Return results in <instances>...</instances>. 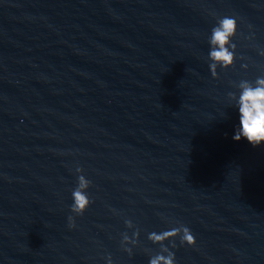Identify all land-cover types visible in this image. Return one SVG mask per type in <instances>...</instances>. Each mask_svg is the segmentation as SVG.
Wrapping results in <instances>:
<instances>
[{"label":"water","instance_id":"1","mask_svg":"<svg viewBox=\"0 0 264 264\" xmlns=\"http://www.w3.org/2000/svg\"><path fill=\"white\" fill-rule=\"evenodd\" d=\"M222 15L238 58L214 76ZM258 75L264 0H0V264H147L181 225L177 264H264V145L232 138L228 96Z\"/></svg>","mask_w":264,"mask_h":264},{"label":"clouds","instance_id":"2","mask_svg":"<svg viewBox=\"0 0 264 264\" xmlns=\"http://www.w3.org/2000/svg\"><path fill=\"white\" fill-rule=\"evenodd\" d=\"M215 24L211 27L208 43L209 70L215 76L214 68L228 69L235 65L237 60V44L234 38L239 32V18L236 15H222L215 17ZM241 67L246 68L247 64ZM230 104L237 114L238 124L235 126L232 138L234 140L244 139L252 146L264 145V75H258L254 80L242 79L236 86V90L228 93ZM224 115V113H221ZM76 186L71 190V204L68 206L70 214L67 217L68 227L74 228L75 217L82 216L93 203L92 198L85 189L92 183L83 173L79 166L75 169ZM125 224L130 226L131 220H126ZM178 237L181 244L194 245L196 237L191 229L186 225L179 228H171L162 232H149L148 239L153 243L159 242L160 251L149 255L147 264H177L175 252L163 243L170 236ZM138 236V232L133 233V237ZM128 241L131 244L137 243L134 238L127 233L122 234V242ZM172 242V248H175ZM125 251L130 255L132 249L125 245ZM106 264H113L111 256L106 258Z\"/></svg>","mask_w":264,"mask_h":264}]
</instances>
